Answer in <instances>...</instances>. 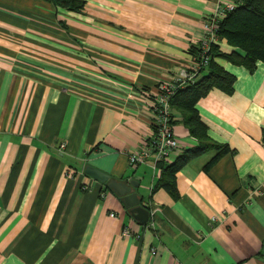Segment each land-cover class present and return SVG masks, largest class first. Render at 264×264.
<instances>
[{"label":"crops","instance_id":"obj_1","mask_svg":"<svg viewBox=\"0 0 264 264\" xmlns=\"http://www.w3.org/2000/svg\"><path fill=\"white\" fill-rule=\"evenodd\" d=\"M80 1L0 0V264H264V65L218 62L234 92L197 110L225 154L190 160L174 197L130 158L152 136L149 96L193 66L218 0ZM172 113L167 164L200 147ZM89 168L138 183L148 224Z\"/></svg>","mask_w":264,"mask_h":264},{"label":"trees","instance_id":"obj_2","mask_svg":"<svg viewBox=\"0 0 264 264\" xmlns=\"http://www.w3.org/2000/svg\"><path fill=\"white\" fill-rule=\"evenodd\" d=\"M58 8L73 13H82L86 4L80 0H49ZM219 43L225 42L233 50L227 54L220 44L211 46L209 64L191 86L179 90L171 99L172 110L181 115L189 133L200 143V147L188 151L174 163L158 164L162 174L157 189H164L175 197V177L192 159L211 149L220 152L217 160L225 154V148L209 140L207 128L201 121L197 106L212 91L219 90L228 95L234 92L236 78L218 62L223 61L237 68H244L251 74L259 64L264 65V0H238V8L220 23L217 32ZM191 54L198 62L202 59L200 49Z\"/></svg>","mask_w":264,"mask_h":264},{"label":"built area","instance_id":"obj_3","mask_svg":"<svg viewBox=\"0 0 264 264\" xmlns=\"http://www.w3.org/2000/svg\"><path fill=\"white\" fill-rule=\"evenodd\" d=\"M216 6V11L205 25V40L199 46L202 52L201 61L198 62L194 59L193 66L189 70L184 71L179 78L171 82L160 84L155 95L149 96L154 116L153 132L150 141L144 148L131 156L130 164L132 166L151 163L155 170L159 163L171 162L180 148L172 131L173 113L170 101L179 90L193 85L199 79L201 71L208 67V53L211 46L220 44L217 39L219 25L238 8V0H218ZM126 235L129 236L130 232L127 231ZM153 253L155 254V252ZM262 258L264 260V247Z\"/></svg>","mask_w":264,"mask_h":264},{"label":"water","instance_id":"obj_4","mask_svg":"<svg viewBox=\"0 0 264 264\" xmlns=\"http://www.w3.org/2000/svg\"><path fill=\"white\" fill-rule=\"evenodd\" d=\"M86 174L100 183L107 185L122 200V204L130 212L135 221L141 225L148 224L150 213L142 207L143 198L138 194H134L138 190V183L110 181L109 176L92 168H89Z\"/></svg>","mask_w":264,"mask_h":264}]
</instances>
